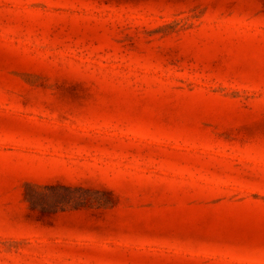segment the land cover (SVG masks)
Instances as JSON below:
<instances>
[{
	"label": "rangeland",
	"instance_id": "1",
	"mask_svg": "<svg viewBox=\"0 0 264 264\" xmlns=\"http://www.w3.org/2000/svg\"><path fill=\"white\" fill-rule=\"evenodd\" d=\"M0 264H264V0H0Z\"/></svg>",
	"mask_w": 264,
	"mask_h": 264
}]
</instances>
